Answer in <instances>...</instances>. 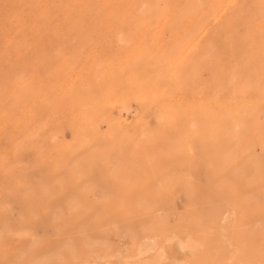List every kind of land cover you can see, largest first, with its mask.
Listing matches in <instances>:
<instances>
[{
  "label": "rangeland",
  "instance_id": "rangeland-1",
  "mask_svg": "<svg viewBox=\"0 0 264 264\" xmlns=\"http://www.w3.org/2000/svg\"><path fill=\"white\" fill-rule=\"evenodd\" d=\"M221 1L0 0V264H264V0Z\"/></svg>",
  "mask_w": 264,
  "mask_h": 264
},
{
  "label": "bare ground",
  "instance_id": "bare-ground-1",
  "mask_svg": "<svg viewBox=\"0 0 264 264\" xmlns=\"http://www.w3.org/2000/svg\"><path fill=\"white\" fill-rule=\"evenodd\" d=\"M12 1H14V0H12ZM197 1H199V0H197ZM20 2H21L20 4H23L22 1H20ZM220 2H222V1L220 0ZM259 2H260V1H259ZM12 3H13V2H12ZM12 3H11V4H12ZM65 3H66V2H65ZM148 3H149V2H148ZM182 3H183V2H182ZM198 3H199V5H200V2H198ZM238 3H239V2H238ZM244 3H246V2H244ZM247 3H249V2L247 1ZM261 3H262V2H261ZM0 4H1V3H0ZM8 4H9V3H8ZM77 4H79V3H77ZM230 4H231V2H230ZM254 4H256V3H253V5H254ZM263 4H264V3H263ZM38 5H39V4H38ZM196 5H197V4H196ZM219 5H220V4H219ZM257 5H258V3H257ZM257 5H256V6H257ZM14 6H15V5H14ZM18 6H19V5H18ZM18 6H17V7H18ZM26 6H27V5H26ZM215 6H216V5H215ZM220 6H223V5H220ZM225 6H226V5H225ZM244 6H245V5H244ZM244 6H243V9H244ZM247 6H248V5H247ZM247 6H245V7H247ZM249 6H251V5H249ZM256 6H255V7H256ZM260 6H261V5H260ZM11 7H12V6H11ZM39 7H41V6H39ZM185 7H187V6H185ZM217 7H218V6H217ZM227 7H228V6H227ZM238 7H240V6L237 5V9H239ZM9 8H10V7H9ZM20 8L23 9V8H24L23 5H22V7H20ZM33 8L35 9L36 7H33ZM33 8H32V10H34ZM97 8H98V7H97ZM150 8H152V7H150ZM205 8H206V7H205ZM219 8H220V7H219ZM225 8H226V7H225ZM240 8H242V6H241ZM247 8H248V7H247ZM262 8H263V7H262ZM13 9H14V7H13ZM53 9H54V8H53ZM146 9H147V8H146ZM196 9H198V7H197ZM202 9H203V8H202ZM237 9H236V10H237ZM248 9H250V8H248ZM20 10H21V9H20ZM26 10H27V7H26ZM26 10H25V11H26ZM35 10L37 11V9H35ZM39 10H41V9H39ZM147 10H148V9H147ZM147 10H146V11H147ZM151 10H153V9H150V10H148V11H151ZM216 10H217V9L215 8V11H216ZM22 11H24V10H22ZM22 11H21V13H23ZM27 11H28V10H27ZM27 11H26V12H27ZM143 11H145V10H143ZM143 11H142V12H143ZM146 11H145V13H146ZM181 11H182V10H181ZM215 11H214V12H215ZM221 11H222V10H221ZM238 11H239V10H238ZM251 11H252V9H251ZM253 11H256V10H253ZM26 12H25V13H26ZM33 12H34V11H33ZM102 12H103V11H102ZM105 12H106V11H105ZM105 12H103V14H104ZM219 12H220V11H219ZM245 12H246V11H245ZM248 12H250V10H249ZM210 13H211V12H210ZM236 13H237V12H236ZM236 13H235V14H236ZM251 13H252V12H251ZM27 14H29V13H27ZM47 14H48V13H47ZM105 14H106V13H105ZM107 14H108V13H107ZM110 14H111V13H110ZM139 14H140V13H139ZM215 14H217V13L215 12ZM237 14H238V13H237ZM248 14H249V13H248ZM262 14H263V13H262ZM154 15H155V12H154ZM156 15H157V14H156ZM156 15H155V16H156ZM158 15H159V14H158ZM161 15H162V13H161ZM195 15H196V14H195ZM218 15H219V14H218ZM238 15H239V14H238ZM246 15H247V14H246ZM250 15H251V14H250ZM95 16H96V15H95ZM185 16H187V15H185ZM236 16H237V15H236ZM103 17H104V16H103ZM181 17H182V19H183V18H184V15L181 16ZM218 17H219V16H218ZM241 17H242V16H241ZM244 17H245V16H244ZM29 18H30V17H29ZM47 18H49V17H47ZM96 18H97V17H96ZM104 18H105V17H104ZM104 18H103V19H104ZM110 18H111V17H110ZM141 18H142V16H141ZM157 18H158V17H157ZM168 18H169V17H168ZM186 18H187V17H185V19H186ZM263 18H264V17H263ZM99 19H100V17H99ZM138 19H139V20H142V19H140V18H138ZM190 19H191V18H190ZM193 19H195V17H193ZM208 19H209V18H208ZM230 19H231V18H230ZM6 20H7V18H6ZM165 20H166V19H165ZM57 21H58V20H57ZM94 21H96V20H94ZM156 21H157V20H156ZM181 21H182V20H181ZM185 21H186V20H185ZM241 21H242V20H241ZM68 22H69V21H68ZM139 22H141V21H139ZM148 22H149V21H148ZM189 22H190V21H189ZM178 23H179V22H178ZM203 23H204V22H203ZM206 23H207V21H206ZM239 23H240V22H239ZM25 24H26V23H25ZM33 24H36V23H33ZM53 24H54V23H53ZM53 24H52V25H53ZM102 24H103V23H102ZM157 24H158V21H157ZM162 24H163V23H162ZM181 24H182V23H181ZM190 24L192 25V23H190ZM225 24H226V23H225ZM43 25H44V24H43ZM55 25H57V24L55 23ZM182 25H183V24H182ZM182 25H181V26H182ZM210 25H211V24H210ZM223 25H224V24H223ZM226 25H227V24H226ZM229 25H231V24H229ZM234 25H235V24H234ZM33 26H34V25H33ZM195 26H196V25H195ZM195 26H193V27H195ZM208 26H209V25H208ZM227 26H228V25H227ZM183 27H184V26H183ZM191 27H192V26H191ZM206 28H207V27H206ZM206 28H205V29H206ZM223 28H224V27H223ZM30 29H31V28H30ZM167 29H168V28H167ZM197 29H198V28L196 27V30H197ZM207 29H208V28H207ZM221 29H222V28H221ZM245 29H246V28H245ZM36 30H37V29H36ZM39 30H40V29H39ZM170 30H171V29H170ZM24 31H25V30H24ZM27 31H28V30H27ZM32 31H34V29H33ZM77 31H79V29H78ZM172 31H173V30H172ZM190 31H191V30H190ZM201 31H203V30H201ZM226 31H227V30H226ZM243 31H244V30H243ZM243 31H242V32H243ZM187 32H189V31H187ZM25 33H26V32H25ZM27 33L29 34V32H27ZM27 33H26V34H27ZM33 33H34V32H33ZM34 34H35V33H34ZM76 34H77V33H76ZM22 35H23V34H22ZM22 35L20 36V34H19V36H17V37H22ZM65 35H66V34H65ZM30 36H31V35H30ZM169 36H170V34H169ZM195 36H196V34H195ZM202 36H203V34H202ZM213 36H214V35H213ZM186 37H187V36H186ZM1 38H2V37H1ZM42 38H43V37H42ZM62 38H65V37H60L58 40L61 41ZM193 38H195V37H193ZM196 38H197V37H196ZM31 39H32V38H31ZM31 39H30V40H31ZM60 39H61V40H60ZM81 39H82V38H81ZM198 39H199V41H200V36H199ZM198 39H196V40H198ZM33 40H34V39H33ZM58 40H57V41H58ZM192 40H194V39H192ZM208 40H209V39H208ZM30 42H31V41H30ZM49 42H50V41H49ZM86 42H88V41L86 40ZM86 42H84V43H86ZM253 42H254V41H253ZM60 43H61V42H60ZM62 43H63V42H62ZM67 43H68V42H67ZM117 43H118V42H117ZM88 44H89V42H88ZM187 44H189V43H187ZM215 44H216V43H215ZM16 45H17V42H16ZM55 45H57V47H58V44H54V46H55ZM65 45H66V44H65ZM86 45H87V44H86ZM256 45H257V44H256ZM46 46H47V45H46ZM46 46H45V47H46ZM69 46H70V45H69ZM69 46H68V47H69ZM74 46H75V45H74ZM257 46H258V45H257ZM47 47H49V46H47ZM55 47H56V46H55ZM55 47H52V48L55 49ZM183 47H184V46H183ZM203 47H204V46H203ZM35 48H36V47H35ZM72 48H73V47H72ZM77 48H78V47H77ZM77 48H76V49H77ZM79 48H80V47H79ZM82 48H84V47H82ZM89 48H90V46H89ZM243 48H244V47H243ZM11 49L13 50V48H11ZM14 49H15V48H14ZM54 49H52V50H54ZM56 49H57V48H56ZM222 49H223V48H222ZM257 49H258V48H257ZM6 50H7V49H6ZM6 50H5V51H6ZM15 50H16V49H15ZM50 50H51V49H50ZM58 50H59V49H58ZM64 50H65V49H64ZM176 50H177V49H176ZM18 51H19V50H18ZM21 51H22V50H21ZM39 51H41V50H39ZM43 51H44V49H43ZM62 51H63V50H62ZM71 51H73V50H71ZM75 51H76V50H75ZM78 51H79V49H78ZM172 51H173V50H172ZM187 51H188V50H187ZM8 52H9V54L11 53L9 50L7 51V53H8ZM16 52H17V51H16ZM41 52H42V51H41ZM48 52H49V51H48ZM48 52L45 51V54H47ZM52 52H55V51H52ZM64 52L67 53L66 50H65ZM86 52H87V50H86ZM218 52H219V51H218ZM237 52H238V51H237ZM253 52H254V51H253ZM7 53H6V54H7ZM14 53H15V52H14ZM66 53H65V54H66ZM77 53H78V52H77ZM84 53H85V51H84ZM84 53H83V54H84ZM12 54H13V53H12ZM49 54H50V53H49ZM68 54H69V53H68ZM75 54H76V52H75ZM222 54H223V53H222ZM251 54H252V53H251ZM39 55H41V54H39ZM50 55H52V54H50ZM50 55H49V56H50ZM54 55H56V54H54ZM63 55H64V54H63ZM63 55H62V56H63ZM69 55H71V53H70ZM79 55H80V54H79ZM79 55H78V56H79ZM226 55H227V54H226ZM254 55H255V54H254ZM7 56H9V55H6L5 57H7ZM15 56H16V54H15ZM15 56H14V57H15ZM46 56H47V55H46ZM57 56H58V55H57ZM57 56H54V57L57 59ZM183 56H184V55H183ZM213 56H214V54H213ZM216 56H217V54H216ZM244 56H245V55H244ZM255 56H256V55H255ZM263 56H264V55H263ZM3 57H4V56H3ZM5 57H4V58H5ZM10 57L12 58V56H10ZM14 57H13V58H14ZM31 57H32V55H31ZM40 57H41V56H40ZM251 57H252V56H251ZM1 58H2V57H1ZM13 58H12V59H13ZM28 58H29V57H28ZM36 58H37V57H35V59H36ZM38 58H39V57H38ZM58 58H60V57H58ZM62 58H63V57H62ZM62 58H61V60H62ZM65 58H66V57H65ZM75 58H76V57H75ZM79 58H82V56H80ZM253 58H254V57H253ZM21 59H22V58H21ZM33 59H34V56H33ZM40 59H41V58H40ZM42 59H44V58H42ZM56 59H54V60L57 62ZM224 59H225V58H224ZM232 59H233V58H232ZM237 59H238V58H237ZM254 59H255V58H254ZM263 59H264V58H263ZM10 60H11V59H10ZM13 60H14V59H13ZM24 60H25V59H24ZM26 60H27V59H26ZM45 60H46V58H45ZM58 60H59V59H58ZM66 60H67V58H66ZM69 60H72V59L69 58ZM79 60H80V59H79ZM178 60H179V59H178ZM221 60H222V58H221ZM225 60H226V59H225ZM230 60H231V59H230ZM243 60H244V59H243ZM28 61H29V60H28ZM49 61H50V60H49ZM49 61L47 60V62H49ZM55 61H54V62H55ZM226 61H227V60H226ZM226 61H225V62H226ZM237 61H238V60H237ZM237 61H236V62H237ZM4 62H5V60H4ZM4 62H3V63H4ZM6 62H7V60H6ZM11 62H13V61H11ZM14 62H15V61H14ZM54 62H53V63L51 62V63L54 64ZM58 62H59V61H58ZM66 62H67V63H70V61H66ZM71 62H72V61H71ZM79 62H80V61H79ZM79 62H78V63H79ZM239 62H240V61H239ZM239 62H238V63H239ZM257 62H258V61H257ZM260 62H261V61H260ZM45 63H46V62H45ZM45 63H44V64H45ZM49 63H50V62H49ZM0 64H1V63H0ZM9 64H10V63H9ZM15 64L18 65L19 62H18V64L15 62ZM23 64H24V63H23ZM28 64H29V63H28ZM56 64H59V63H56ZM56 64H55V66H56ZM74 64H75V63H74ZM253 64H254V63H253ZM262 64H263V63H262ZM2 65H3V64H2ZM12 65H14V64H12ZM31 65H32V63H31ZM37 65H39V63H38ZM237 65H238V64H237ZM257 65H258V64H257ZM263 65H264V64H263ZM23 66H24V65H23ZM75 66L78 67L77 64H76ZM103 66H104V65H103ZM225 66H226V65H225ZM252 66H253V65H252ZM4 67H5V65H4ZM7 67H8V66H7ZM14 67H15V66H14ZM17 67H18V66H17ZM19 67H20V66H19ZM21 67H22V65H21ZM45 67H47V65H46ZM45 67H44V68H45ZM65 67H66V66H65ZM24 68H26V67H24ZM36 68H37V67H36ZM44 68H43V69H44ZM50 68H51V67H50ZM249 68H250V67H249ZM257 68H259V67H257ZM28 69L31 70V68H28ZM40 69H41V67H40ZM51 69H52V68H51ZM3 70H4V69H3ZM14 70H15V68H14ZM19 70L21 71V69H19ZM22 70H23V69H22ZM26 70H27V68H26ZM26 70H25V71H26ZM71 70H72V68H71ZM261 70H262V69H261ZM0 71H1V70H0ZM15 71H16V70H15ZM15 71H13V72H15ZM32 71H33V70H31V72H32ZM41 71H42V70H40V72H41ZM68 71L70 72V70H68ZM96 71H97V70H96ZM9 72H10V71H9ZM58 72H59V71H58ZM72 72H73V71H72ZM4 73H5V72H4ZM4 73H3V75L5 76ZM10 73H12V72H10ZM20 73H22V72H20ZM38 73H39V72H38ZM15 74H16V73H15ZM31 74L34 75V73H30V75H31ZM65 74H66V73H65ZM1 75H2V72H1ZM1 75H0V76H1ZM7 75H8V73L6 74V76H7ZM27 75H29L28 72H27ZM247 75H248V74H247ZM253 75H254V74H253ZM34 76H35V75H34ZM8 77H9V76H8ZM19 77H20V76H19ZM28 77H30V76H28ZM69 77H70V76H69ZM71 77H72V76H71ZM93 77H94V76H93ZM178 77H179V76H178ZM210 77H211V76H210ZM234 77H235V76H234ZM244 77H245V76H244ZM262 77H263V75H262ZM14 78H16V77H14ZM24 78H25V77H24ZM62 78H64V77L62 76ZM192 78H193V77H192ZM7 79H8V78H7ZM7 79H6V81H8ZM38 79H41V78L39 77ZM76 79H79V78L77 77ZM2 80H3V79H2ZM12 80H13V79H12ZM14 80H16V79H14ZM61 80H62V79H59L60 82H61ZM66 80H67V79H65L64 82H65ZM127 80H128V79H127ZM176 80H177V78H176ZM193 80H194V78H193ZM3 81H4V80H3ZM3 81H2V82H3ZM6 81H5V82H6ZM90 81H91V80H90ZM128 81H129V80H128ZM131 81H132V80H131ZM2 82H1V83H2ZM12 82H13V81H12ZM62 82H63V81H62ZM132 82H133V81H132ZM9 83H10V82H9ZM6 84H7V83H6ZM10 84H11V83H10ZM58 85H59V84H58ZM4 86H5V85H4ZM13 87H14V86H13ZM20 87H21V86H20ZM23 87H24V86H23ZM14 88H15V87H14ZM17 88H18V87H17ZM39 88H40V87H39ZM102 88H103V87H102ZM22 90H24V89H22ZM27 90H28V89H27ZM185 90H186V89H185ZM12 91H13V90H12ZM17 91H18V90H17ZM19 91H20V90H19ZM34 91H35V90H34ZM38 91H40V90H38ZM95 91H96V90H95ZM255 91H256V90H255ZM260 91L262 92V90H260ZM25 92H26V91H24L23 93H25ZM169 92H170V91H169ZM171 92H172V91H171ZM256 92H258V91H256ZM20 93H22V92L20 91ZM35 93H36V92H35ZM14 94H15V93H14ZM28 94H30V93L28 92ZM176 94H177V93H176ZM31 95H32V94H31ZM33 95H34V94H33ZM110 95H112V94H110ZM72 96H73V95H72ZM91 96H92V95H91ZM57 97H58V96H57ZM92 97H93V96H92ZM69 99H70V97H69ZM108 99H111V98H108ZM108 99H107V101H108ZM133 99H134V98H133ZM133 99H132V100H133ZM70 100H71V99H70ZM134 102H135V101H134ZM68 103H69V102H68ZM68 103H67V105H68ZM71 103H72V102H71ZM117 104H118V103H117ZM241 104H242V103H241ZM255 104H256V103H255ZM64 105H65V104H64ZM69 105H71V104H69ZM214 105H216V104H214ZM50 106H51V105H50ZM50 106H49V107H50ZM68 107H69V106H68ZM71 107H73V106H71ZM74 107H75V106H74ZM93 107H94V106H93ZM69 108H70V107H69ZM66 109H67V108H66ZM67 110H69V109H67ZM122 110H123V108H122ZM126 110H127V109H126ZM63 111H64V110H63ZM84 111H85V110H84ZM118 111H119V110H118ZM120 112H122L121 109H120ZM138 112H139V111H138ZM117 113H118V112H117ZM122 113H123V112H122ZM51 115H52V114H51ZM118 115H119V114H118ZM219 115H220V114H219ZM84 116H85V115H84ZM121 116H122V115H121ZM133 116H134V115H133ZM82 117H83V115H82ZM210 117H211V116H210ZM85 118H86V116H85ZM206 120H207V119H206ZM71 121H72V120H71ZM121 121H126V120H121ZM128 123H129V122H128ZM128 123H126V124H128ZM130 123H131V122H130ZM121 124H124V123L121 122ZM216 124H217V123H216ZM180 126H181V125H180ZM180 126H179V127H180ZM217 126H218V125H217ZM177 127H178V126H177ZM205 131H206V130H205ZM182 132H183V131H182ZM193 132H194V131H193ZM243 132H244V131H243ZM173 133H174V132H173ZM207 133H208V132H207ZM96 134H97V132H96ZM195 134H196V133L194 132V135H195ZM178 135H179V134H178ZM204 135H206V134H204ZM210 135H211V134H210ZM237 135H238V134H237ZM186 136H187V135H186ZM259 136H260V135H259ZM204 137H205V136H204ZM242 138H243V137H242ZM87 139H88V138H87ZM141 139H142V138H141ZM143 139H144V138H143ZM207 139H208V138H207ZM207 139L204 138V139H202V141H203V140H207ZM208 140H209V139H208ZM95 141H96V140H95ZM97 141H98V140H97ZM116 141H117V140H116ZM243 141H244V140H243ZM86 143H87V142H86ZM184 143H185V141H184ZM87 144H88V146H89V143H87ZM117 144H118V143H117ZM231 144H232V143H231ZM102 145H103V144H102ZM119 146H120V145H119ZM97 147H98V146H97ZM253 147H254V146H253ZM92 149H93V148H92ZM92 149H91V151H92ZM98 150H99V149H98ZM102 150H104V149H102ZM115 150H116V149H115ZM89 151H90V150H89ZM93 151H96V149H94ZM190 151H191V150H190ZM224 151H226L225 148H224ZM80 152H81V151H80ZM107 152H108V151H107ZM107 152H106V153H107ZM75 153H76V152H75ZM84 153H85V152H84ZM121 153H122V152H121ZM132 153H133V151H132ZM110 154H111V153H110ZM74 155H75V154H74ZM114 155H115V154H114ZM118 155H119V154H118ZM120 155H121V154H120ZM71 156H72V155H71ZM80 156H82V154H80ZM95 156H96V155H94V157H95ZM102 156H103V155H102ZM78 157H79V156H78ZM107 157H108V156H107ZM117 157H118V156H117ZM69 158H71V157H69ZM84 158H85V157H84ZM80 159H81V158H79V160H80ZM110 159H111V158H110ZM115 159H117V158H115ZM84 160H85V159H84ZM88 160H89V159H88ZM107 160H108V159H107ZM117 160H118V159H117ZM128 160H129V159H128ZM103 161H104V160H103ZM105 161H106V160H105ZM119 161H120V159H119ZM175 161H176V158H175ZM95 162H96V161H95ZM117 162H118V161H117ZM96 163H97V162H96ZM101 163H102V161H101ZM105 163H106V162H105ZM232 163H233V162H232ZM98 164H100V163H98ZM112 164H113V163H112ZM115 164H116V163H115ZM115 164H114V167H117V166H115ZM84 165H85V164H84ZM104 165H105V164H104ZM117 165H120V162H119V164L117 163ZM253 168H254V167H253ZM107 169H108V168H107ZM114 169H115V168H114ZM108 170L111 171L110 169H108ZM128 170H129V169H128ZM258 170H259V169H258ZM115 172H116V171H115ZM178 172H179V171H178ZM118 173H119V172H118ZM128 173H129V172H128ZM130 174H131V173H130ZM176 174H177V173H176ZM115 175H116V174H115ZM127 175H128V174H127ZM129 176H130V175H129ZM263 177H264V176H263ZM183 178H184V177H183ZM261 178H262V177H261ZM258 179H259V177H258ZM125 181H126V180H125ZM126 183H127V182H126ZM128 184H129V183H128ZM128 184H127V185H128ZM134 184H135V183H134ZM150 185H151V184H150ZM175 185H176V184H175ZM175 185H174V186H175ZM229 185H230V184H229ZM176 186H177V185H176ZM67 187H68V186H67ZM173 188H177V187H173ZM179 189H181V188H179ZM161 190H162V189H161ZM167 190H168V188H167ZM170 190H172V189H170ZM174 190H175V189H174ZM71 191H72V190H71ZM175 191H176V190H175ZM175 191H173V192H175ZM67 192H69V191H67ZM89 192H90V191H89ZM173 192L171 191V193H173ZM65 194H66V192H65ZM67 194H68V193H67ZM86 194H87V193H86ZM168 194H170V193H168ZM183 195H184V194H183ZM172 196L174 197V195H172ZM175 196H176V195H175ZM186 196H187V195H186ZM170 197H171V196H170ZM173 197H171V198L173 199ZM148 198H149V197H148ZM184 198H185V197H184ZM67 199H68V198H67ZM188 200L190 201V199H188ZM186 201H187V200H186ZM106 202H107V201H106ZM145 202H146V201H145ZM190 202H191V201H190ZM194 202H195V201H194ZM76 203H77V202H76ZM76 203H75V204H76ZM121 203H122V202H120V204H121ZM123 203H126V201L123 200ZM123 203H122V204H123ZM146 203H147V202H146ZM70 204H71V203H70ZM142 204H143V201H142ZM147 204H148V203H147ZM189 204H191V203H189ZM189 204H188V205H189ZM93 206H94V205H93ZM93 206H92V207H93ZM122 206H125V207H126V204H125V205H122ZM192 206H193V205H192ZM192 206H191V208H192ZM94 207H95V206H94ZM134 207H136V206H134ZM137 207H138V205H137ZM137 207H136V208H137ZM119 208H120V207H119ZM136 208H135V209H136ZM123 209H124V208H123ZM128 209H129V208H128ZM132 209H133V208H132ZM143 209H144V208H143ZM154 209H155V207H154ZM85 210H86V209H85ZM136 210H137V209H136ZM92 211H93V210H92ZM124 211H126V210H124ZM142 211H143V210H142ZM142 211H141V212H142ZM187 211H188V210H187ZM187 211H186V212H187ZM78 212H79V211H78ZM96 212H97V211H96ZM126 212H127V211H126ZM146 212H147V211H146ZM88 213H91V212L89 211ZM104 213H105V212H104ZM84 214H85V213H84ZM100 214H101V213H100ZM123 214H125V213H123ZM129 214H130V213H129ZM87 215H88V214H87ZM87 215H86V216H87ZM89 215H90V214H89ZM89 215H88V216H89ZM103 215L105 216V214H103ZM83 216H84V215H83ZM96 216H97V215H96ZM98 216H99V215H98ZM104 216H102V219H103V220H104V218H105ZM185 217H186V216H185ZM78 218H79V217H78ZM83 218H84V217H83ZM98 218H99V217H98ZM154 218H156V217H154ZM81 219H82V218H81ZM96 219H97V217H96ZM100 219H101V218H100ZM156 219H158V218H156ZM185 219H186V218H185ZM190 219H191V218H190ZM158 220H160V219H158ZM181 220H183V219H181ZM91 221H92V220H91ZM93 221H96L95 218H93ZM104 221H105V220H104ZM186 221H189V220H186ZM182 222H183V221H182ZM184 222H185V221H184ZM185 223H186V222H185ZM188 223H189V222H188ZM194 223H195V222H194ZM101 224H103V223H101ZM90 225H91V224H90ZM90 225H89V226H90ZM97 225H98V227H100V226H99L100 224H97ZM160 225H161V224H160ZM185 225H186V224H185ZM259 225H260V224H259ZM186 226H187V225H186ZM91 227H92V226H91ZM110 227H111V226H110ZM113 227H114V226H113ZM113 227H112V230H115V231H116L117 229H113ZM115 227H116V226H115ZM115 227H114V228H115ZM255 227H256V226H255ZM259 227H260V226H259ZM88 228H89V227H88ZM107 228H108V227H107ZM116 228H117V227H116ZM109 229H110V228H109ZM141 229H142V228H141ZM95 230H96V229H95ZM256 230H257V229H256ZM99 231H100V230H99ZM101 231H102V230H101ZM142 231H143V229H142ZM97 232H98V231H97ZM99 233H100V232H99ZM96 234H98V233H96ZM99 235H100V234H99ZM111 236L113 237V235H111ZM111 236H110V237H111ZM100 237H102V235H101ZM105 238H106V237H105ZM87 241H88V240H87Z\"/></svg>",
  "mask_w": 264,
  "mask_h": 264
}]
</instances>
